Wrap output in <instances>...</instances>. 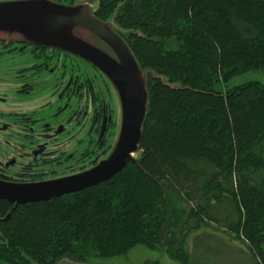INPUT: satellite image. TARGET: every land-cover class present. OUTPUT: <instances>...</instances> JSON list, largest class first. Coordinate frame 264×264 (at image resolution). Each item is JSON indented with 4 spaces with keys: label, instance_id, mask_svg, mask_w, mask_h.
Segmentation results:
<instances>
[{
    "label": "trees",
    "instance_id": "trees-1",
    "mask_svg": "<svg viewBox=\"0 0 264 264\" xmlns=\"http://www.w3.org/2000/svg\"><path fill=\"white\" fill-rule=\"evenodd\" d=\"M94 14L149 71L138 155L75 193L0 199V264L85 263L137 245L191 264L187 237L212 222L264 264V83L226 87L264 71V0H98Z\"/></svg>",
    "mask_w": 264,
    "mask_h": 264
},
{
    "label": "flooded vegetation",
    "instance_id": "flooded-vegetation-1",
    "mask_svg": "<svg viewBox=\"0 0 264 264\" xmlns=\"http://www.w3.org/2000/svg\"><path fill=\"white\" fill-rule=\"evenodd\" d=\"M120 125V94L91 62L0 40V180L36 184L80 175L107 158Z\"/></svg>",
    "mask_w": 264,
    "mask_h": 264
},
{
    "label": "rangeland",
    "instance_id": "rangeland-1",
    "mask_svg": "<svg viewBox=\"0 0 264 264\" xmlns=\"http://www.w3.org/2000/svg\"><path fill=\"white\" fill-rule=\"evenodd\" d=\"M35 4L36 7L47 10L52 20L47 22L50 26L48 33L53 40L69 41L81 46L108 50L109 42L128 47L120 29L112 22V19L101 20L94 14L98 0H74L66 3L58 0H0V7L16 6L17 3ZM1 9V8H0ZM0 22V37L10 41H20L33 38L27 33V28L20 20L9 18ZM108 39L103 41L101 37ZM27 41V40H26ZM122 42H124L122 44ZM29 43V42H27ZM121 49V48H120ZM4 63L6 58L3 57ZM9 63V61H8ZM137 63L132 62L128 69V84L136 89L147 92L146 77L142 74ZM258 81L264 83V71H249L230 79L226 87L232 88L247 82ZM138 154H134L136 157ZM225 207L220 209V218L230 210L231 205L226 200ZM210 227H202L200 232L191 233L187 237V251L191 256V264H253L249 252L239 240H232L228 233L220 229L218 223L212 222ZM208 230V231H207ZM226 230V229H225ZM207 231V232H206ZM206 232V233H205ZM145 261H158L160 264H180L171 259L160 249L152 250L142 245L132 248L127 255L111 258H91L85 263H74L63 260L61 264H143Z\"/></svg>",
    "mask_w": 264,
    "mask_h": 264
},
{
    "label": "water",
    "instance_id": "water-1",
    "mask_svg": "<svg viewBox=\"0 0 264 264\" xmlns=\"http://www.w3.org/2000/svg\"><path fill=\"white\" fill-rule=\"evenodd\" d=\"M0 8V22L4 23L6 21V25H9L7 23L9 18L18 19L21 24H25L27 34L33 37L26 39L27 41L20 40L17 42H31L66 50L88 60L112 81L121 98L120 131L106 159L80 175L56 181L17 184L0 180V199L15 205L47 201L51 198L81 191L109 179L119 172L129 160L134 159L133 155L139 149L141 130L146 114L147 92L136 89L127 82L129 65L132 62L137 63L130 48L109 42L105 36L101 38L103 41L110 43L107 48L113 53L100 48L81 46L69 41L53 40L52 35L48 33L50 26L47 22L51 21L52 24V20H50L51 15L47 10L26 2L17 3L16 6H2ZM111 21L114 22L113 19ZM0 40L10 41L1 37ZM141 72L146 77L149 71L142 69ZM8 217L9 214L6 215L5 220Z\"/></svg>",
    "mask_w": 264,
    "mask_h": 264
}]
</instances>
